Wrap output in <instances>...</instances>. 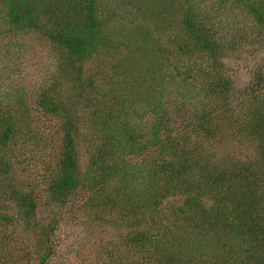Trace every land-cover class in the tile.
Listing matches in <instances>:
<instances>
[{"label": "trees", "instance_id": "1", "mask_svg": "<svg viewBox=\"0 0 264 264\" xmlns=\"http://www.w3.org/2000/svg\"><path fill=\"white\" fill-rule=\"evenodd\" d=\"M0 264H264V0H0Z\"/></svg>", "mask_w": 264, "mask_h": 264}, {"label": "rangeland", "instance_id": "2", "mask_svg": "<svg viewBox=\"0 0 264 264\" xmlns=\"http://www.w3.org/2000/svg\"><path fill=\"white\" fill-rule=\"evenodd\" d=\"M229 147H234L235 149H244L245 147L241 145L240 143H231ZM100 231L105 238H108L113 233L115 234V231L107 226L104 230V233L101 229H97ZM91 226L85 227L82 231L79 228H71L69 233L67 234V241L65 242L66 248L69 251V254L72 255L75 251H80L82 254L86 252L85 249H83V245L89 244L90 236H91Z\"/></svg>", "mask_w": 264, "mask_h": 264}]
</instances>
